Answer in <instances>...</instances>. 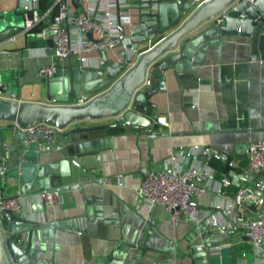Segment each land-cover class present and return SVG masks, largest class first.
<instances>
[{
    "label": "crops",
    "instance_id": "1",
    "mask_svg": "<svg viewBox=\"0 0 264 264\" xmlns=\"http://www.w3.org/2000/svg\"><path fill=\"white\" fill-rule=\"evenodd\" d=\"M48 3L49 0H40V8ZM129 15L130 22L122 25L125 31L138 17L134 7L129 8ZM7 19L10 23H19L20 29L0 39V80L6 85L5 93L13 92L17 100L46 102L38 68L51 61L50 52L43 48L48 35L40 37L33 31H22L23 14L17 7V0H0V23ZM209 22L213 20L202 25ZM41 24L46 26L47 20ZM151 46L153 44L138 45L136 50L144 52ZM119 50L121 45L117 43L105 51L114 58ZM168 53L170 51L163 55ZM194 55L198 59L190 62V72L177 74L175 80L171 68L165 69L164 89L149 97L153 106L148 108L154 114L151 120L159 115H164L166 120L165 124L155 121V134L151 135L149 128L126 129L120 125L99 131V135L111 138V146L100 152V167L91 169L94 176H107L102 184L86 183L58 194V201L45 205V214L32 211L28 200L22 204L21 213L36 220L45 216L56 221L80 215L86 206H97L98 200L103 213L110 214L107 222L95 223L96 235L65 229L47 233L40 228L19 232L15 240L33 257L30 264H198L196 254L204 243L218 244L229 238L225 231L217 232L216 228L208 227L196 233L192 227L213 213L214 204L224 205L231 201L237 185L236 172L246 160V143L264 137V35L256 27L251 37L221 34L218 45H206L203 50L194 51ZM78 56L93 60L97 53L87 49ZM70 59L78 62L74 55H70ZM67 61V57L57 60L63 65ZM108 84L90 89L84 93L85 98L104 90ZM112 120L115 119L79 120L66 129ZM7 125L10 124L0 121L1 127ZM39 141L41 147L42 140ZM193 143L215 147L227 160H233V171L228 170L226 160L210 159L208 163L215 168V174L190 180L192 186L203 188L198 197L194 194L190 197L191 221L181 219L171 226L169 212L161 204L155 203L151 208L153 202L137 194L136 188L142 179L137 170L146 167L148 172L159 168L170 150ZM14 162L15 153L6 151L4 166H12ZM71 167L72 174L62 178V183L86 178ZM222 176L229 177L231 184L222 186ZM17 189V185L6 188L1 195L14 194ZM149 212L152 229H148L146 223ZM238 213L235 209L231 211L228 225L239 223ZM232 239L229 248L237 264L263 262L244 236ZM229 248L220 252L222 264H231Z\"/></svg>",
    "mask_w": 264,
    "mask_h": 264
},
{
    "label": "water",
    "instance_id": "2",
    "mask_svg": "<svg viewBox=\"0 0 264 264\" xmlns=\"http://www.w3.org/2000/svg\"><path fill=\"white\" fill-rule=\"evenodd\" d=\"M199 1L151 0L155 5L154 12L138 14L126 31L119 25L121 50L114 58L106 54V49L96 48L97 56L89 63H73L70 55L64 65L54 62L53 74L41 72L46 102L0 96V121L15 122L21 128L43 121L59 130L53 137H47L41 131L29 132L11 125L0 126V155L3 156L6 151L15 153L14 164L0 168V199L11 196H2L1 193L16 185L18 189L14 194L25 196L45 192L61 194L86 183L102 184L107 176H94L91 169L100 167V152L111 146V138L99 135V131L120 125L126 129L149 128L151 135L155 134L157 127L155 120H151L154 114L148 108L153 106L149 97L164 89L165 69L171 68L175 80L177 74L190 72V62L198 59L194 51L203 50L206 45H218L221 34L251 37L253 27H256L264 35V0ZM70 2L76 8L81 0ZM208 20L213 22L202 25ZM19 29V23L5 20V23H0V39ZM168 29L172 30L159 38ZM86 34L91 36L90 31ZM150 44L153 46L148 50L137 52L138 45L148 47ZM166 51L170 53L163 55ZM61 69L65 72L59 73ZM106 84L104 90L77 102L90 89ZM68 99H72V102H68ZM119 114L121 116H117ZM116 116L118 118L112 121L66 129L69 124L79 120L95 121ZM39 139L42 140L41 147ZM52 156L55 158L51 159ZM71 166L86 178L62 183V178L72 174ZM137 171L141 178L147 173L146 167H140ZM95 204L98 205L86 206L80 215L56 221L45 216L36 220L30 215L9 210L6 217L0 214V264H30L33 257L15 240V235L23 230L40 228L43 232L51 233L56 229H65L96 235L95 223L107 222L110 214L103 213L100 200ZM30 209L43 214L46 212L42 202H31ZM146 223L148 229L154 228L151 212ZM216 231L221 232L220 229ZM259 242V254L264 258V236ZM215 244H203L196 254L198 264H222L221 253H209V247ZM229 249L230 263L237 264L232 248Z\"/></svg>",
    "mask_w": 264,
    "mask_h": 264
},
{
    "label": "built area",
    "instance_id": "3",
    "mask_svg": "<svg viewBox=\"0 0 264 264\" xmlns=\"http://www.w3.org/2000/svg\"><path fill=\"white\" fill-rule=\"evenodd\" d=\"M40 0H17V7L23 14L22 31H33L36 36L48 35L43 46L51 54L48 65L38 68V72L47 71L53 74L54 62L69 55L76 56L82 63L92 60L78 56L87 49H107L119 43V25L130 22L129 8L134 7L137 14H150L155 11L151 0H81L75 8L70 0H49L48 5L40 8ZM47 20L43 26L41 21ZM90 31L91 36L86 32ZM61 70H59V73ZM6 85L0 80V96L13 98V92L5 93ZM78 98L82 102L89 97ZM117 116H121L120 114ZM112 117L114 119L118 117ZM158 123L165 124L164 115L156 117ZM12 127L34 132L41 131L47 137H53L56 127L43 121L21 128L15 122H9ZM150 130V129H149ZM226 160L228 170L233 160H227L224 154L208 144L193 143L185 147H177L169 151L159 168L150 170L136 188L139 196L149 201L161 204L169 212V224L175 226L179 220L191 221L193 206L190 197L199 196L202 187L190 184L193 177L204 178L214 175L215 168L208 162L210 159ZM245 162L236 172L237 185L232 191V199L224 205L214 204L212 214L206 215L201 222L193 224L194 232H202L208 227L225 231L228 239L209 247V253L219 255L221 250L233 244L232 237L244 236L254 252L260 257L261 243L264 236V137L249 140L245 145ZM4 166L0 155V168ZM222 186L231 184L230 178L222 176ZM58 194L33 193L25 196L12 194L0 199V214L7 216V210L20 213L21 206L27 202H42L52 204L58 201ZM239 212L236 216L239 223L228 225L231 211ZM22 214V213H21ZM244 256V252H241ZM261 263L239 264H264Z\"/></svg>",
    "mask_w": 264,
    "mask_h": 264
},
{
    "label": "trees",
    "instance_id": "4",
    "mask_svg": "<svg viewBox=\"0 0 264 264\" xmlns=\"http://www.w3.org/2000/svg\"><path fill=\"white\" fill-rule=\"evenodd\" d=\"M47 4V3H46ZM45 6V5H44ZM44 6H42V7H44Z\"/></svg>",
    "mask_w": 264,
    "mask_h": 264
}]
</instances>
